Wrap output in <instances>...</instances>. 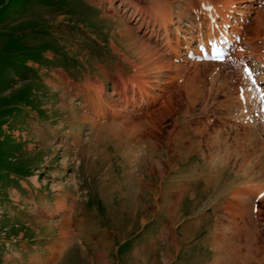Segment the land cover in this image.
<instances>
[{"label": "rangeland", "instance_id": "rangeland-1", "mask_svg": "<svg viewBox=\"0 0 264 264\" xmlns=\"http://www.w3.org/2000/svg\"><path fill=\"white\" fill-rule=\"evenodd\" d=\"M258 1L233 4L260 52ZM155 6L204 14L0 0V264H264V95L233 52L167 54Z\"/></svg>", "mask_w": 264, "mask_h": 264}, {"label": "bare ground", "instance_id": "bare-ground-1", "mask_svg": "<svg viewBox=\"0 0 264 264\" xmlns=\"http://www.w3.org/2000/svg\"><path fill=\"white\" fill-rule=\"evenodd\" d=\"M233 0H224V1H221V0H198L199 2V5L201 8H203L204 12H206L203 16L201 15L200 17V21L197 22V25H196V29H197V32L196 34H192V31H193V19L190 17L188 19V22H183V24H185V28H182L180 27V23H181V19H185L187 18V14H183L182 15V18L181 16H179V14L177 15L176 17V20H173V16L171 14L170 11H168V9H165L163 7V9H161L160 11V14H157L156 13V6H155V13H154V16L153 18L155 19L153 20V23H157L158 25L156 26L158 28L157 31H159L158 33L156 32V34H158V38L155 39V40H161L163 42V45L166 46V53H168L169 51L173 52V56H176L178 57L179 54L182 53L181 49L183 48L182 46V40H180L181 38H186V42L188 44H190V42L192 41V39H194L196 36L197 37H204L206 38L207 36H209L210 34H214L216 32H220V33H224L226 36L228 35L227 33V24L230 25V18L233 17V12H234V9H233ZM238 1V0H237ZM240 1V0H239ZM258 0H252V2H255ZM250 2V1H249ZM238 3V2H237ZM196 4H197V1H196ZM235 4V3H234ZM241 3H239L238 5H240ZM244 4V3H243ZM264 4V3H263ZM236 6V5H235ZM241 6H244V5H241ZM263 6V5H262ZM199 7V8H200ZM258 9V8H257ZM190 11V10H189ZM197 11V10H196ZM256 11V10H255ZM261 15V14H260ZM263 16V15H262ZM189 17V15H188ZM260 17V16H259ZM203 18V19H202ZM264 18V17H263ZM257 19V18H256ZM256 19L254 18V21H256ZM260 19V18H259ZM197 17H196V21H197ZM204 20H207V24L205 25L206 28H207V32L205 34H202L203 33V28H204ZM252 20H253V17H252ZM244 21L241 22V24L235 26L236 28V32H238L239 34H242V30L240 31L238 28H242L240 27L241 25L243 26L244 25ZM258 23V22H257ZM170 24H174L173 25V30L169 29V26ZM246 24V23H245ZM232 25L234 26V23H232ZM256 26V25H255ZM258 26V25H257ZM261 26V25H259ZM258 26V28H259ZM211 27V28H210ZM263 27V26H262ZM218 29H220L218 31ZM264 29V28H263ZM178 30H182L184 33L181 34V38H178V35H176V32ZM258 30V29H257ZM254 32L255 34H257L258 32L256 31V28H254ZM264 34V32H262ZM251 36V35H250ZM248 35V37H250ZM257 36L258 38V34L255 35ZM255 36H252V37H255ZM256 38V37H255ZM256 38V39H257ZM233 39V38H231ZM250 39V38H249ZM254 39V38H253ZM259 39V38H258ZM252 41V40H251ZM254 41V40H253ZM252 41V42H253ZM258 41V40H256ZM259 41L261 42V40L259 39ZM246 42V41H245ZM247 42L250 43V40H248ZM251 42V44H252ZM257 42L254 41L253 44H255ZM263 43V42H262ZM157 45L159 43V41H157L156 43ZM248 44V43H247ZM252 44V45H253ZM258 44V43H257ZM256 44V45H257ZM242 44H238L237 45V48L236 50L234 51V54L235 56L238 58V59H241V60H248L247 63H249V69L252 71V78L254 79V81L256 83H259L261 85V87L264 88V76L263 75H258L257 77H255V74H256V71L257 70H264V51H260V52H257L258 50H254V47H252V45H250L249 47L250 48H244L241 46ZM263 45V44H262ZM254 46V45H253ZM142 47V46H141ZM264 47V46H263ZM261 48V47H260ZM259 48V50H260ZM262 49V48H261ZM153 54V53H152ZM254 54V56H252ZM257 56H260V57H257ZM140 57V56H139ZM165 58V57H163ZM168 60V59H167ZM168 62V61H167ZM203 62V61H202ZM210 62H213V61H210ZM170 63V61H169ZM204 63V62H203ZM214 63V62H213ZM209 64V63H208ZM215 64V63H214ZM217 64V63H216ZM215 64V65H216ZM218 65V64H217ZM221 65V64H220ZM146 67V66H145ZM215 67V66H214ZM148 69V68H147ZM151 69V68H150ZM179 69V68H178ZM243 75V74H241ZM241 77V76H240ZM243 78L244 75H243ZM238 79V78H237ZM239 80H241L239 78ZM238 80V81H239ZM243 80V79H242ZM245 82H246V79H244ZM248 92V91H247ZM192 96V95H191ZM254 108V107H253ZM255 110V109H254ZM259 110V109H258ZM257 110V111H258ZM258 115V113H256ZM262 115V116H261ZM264 114H260L258 116H260L259 120L261 122V118H263ZM258 119V118H257ZM255 119V120H257ZM264 119V118H263ZM253 120V121H255ZM263 122V121H262ZM256 123V121H255ZM264 123V122H263ZM260 124V123H259ZM254 125V123L252 124ZM256 126H258L257 124H255ZM254 125V126H255ZM255 126V127H256ZM250 127V126H249ZM262 127V126H260ZM261 189H259L258 192H260ZM257 192V193H258ZM253 212L251 211L250 209V216H252Z\"/></svg>", "mask_w": 264, "mask_h": 264}, {"label": "snow or ice", "instance_id": "snow-or-ice-1", "mask_svg": "<svg viewBox=\"0 0 264 264\" xmlns=\"http://www.w3.org/2000/svg\"><path fill=\"white\" fill-rule=\"evenodd\" d=\"M244 71L249 76V78H251L252 75L251 70L248 67H245ZM262 110H264V108H262ZM262 195H264V193H262Z\"/></svg>", "mask_w": 264, "mask_h": 264}]
</instances>
